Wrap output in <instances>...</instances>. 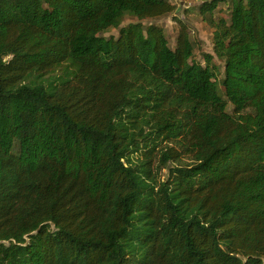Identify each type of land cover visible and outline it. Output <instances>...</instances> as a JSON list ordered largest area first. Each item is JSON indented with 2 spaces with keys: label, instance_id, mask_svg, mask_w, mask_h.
Masks as SVG:
<instances>
[{
  "label": "trees",
  "instance_id": "obj_1",
  "mask_svg": "<svg viewBox=\"0 0 264 264\" xmlns=\"http://www.w3.org/2000/svg\"><path fill=\"white\" fill-rule=\"evenodd\" d=\"M176 10L0 0V264H264V0L201 7L224 91L183 19L120 28Z\"/></svg>",
  "mask_w": 264,
  "mask_h": 264
},
{
  "label": "rangeland",
  "instance_id": "obj_2",
  "mask_svg": "<svg viewBox=\"0 0 264 264\" xmlns=\"http://www.w3.org/2000/svg\"><path fill=\"white\" fill-rule=\"evenodd\" d=\"M172 4L177 5L176 12L164 16L158 19H145V20H138L135 17L130 15H126L123 18L122 24L120 28L127 27L130 24L141 23L145 28L149 27L150 25H156L162 28L165 32V35L168 39L170 47L174 50L177 46V38L179 34V22L178 19H183L191 28L190 34L191 38L194 43V60L200 63H204L203 56L205 54L214 55V44H213V35H214V28L211 26L208 20L209 16H203L201 14V7L204 2L209 0H169ZM222 10L221 12L217 11L214 13V17L216 19L219 18H229V12L227 11V5L222 3L219 6L218 10ZM118 29H111L103 34L105 38L110 37H119ZM214 62L218 66L217 71V80L219 82L220 88L224 91L222 86V80L224 78V62L219 60L216 56L214 57ZM230 111L232 108L230 107ZM165 144L161 145L159 149H162ZM189 158H182L178 163H170L168 164L170 168L176 166H183L190 164ZM158 164V163H157ZM169 174V170L164 168L159 173L160 178L165 180Z\"/></svg>",
  "mask_w": 264,
  "mask_h": 264
}]
</instances>
